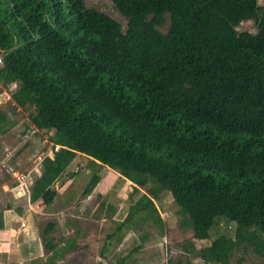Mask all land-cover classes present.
Returning <instances> with one entry per match:
<instances>
[{"label":"trees","instance_id":"16d2710c","mask_svg":"<svg viewBox=\"0 0 264 264\" xmlns=\"http://www.w3.org/2000/svg\"><path fill=\"white\" fill-rule=\"evenodd\" d=\"M109 1L125 31L83 0H0V84L16 85L14 106L33 108L31 124L60 146L42 160L29 203L51 205L80 154L145 189L127 222H159L153 201L165 191L194 240H209L218 217L233 223L234 238L199 251L202 264H230L240 237L264 249V7ZM249 21L256 33L236 30ZM52 228L40 235L47 252L56 249Z\"/></svg>","mask_w":264,"mask_h":264},{"label":"rangeland","instance_id":"374dc122","mask_svg":"<svg viewBox=\"0 0 264 264\" xmlns=\"http://www.w3.org/2000/svg\"><path fill=\"white\" fill-rule=\"evenodd\" d=\"M83 1L88 8L110 16L125 31L127 21L111 1ZM257 3L264 7V0ZM167 27L168 22L158 30L166 33ZM236 30L256 33L251 21L241 23ZM15 89V84L6 88L0 84V94L5 91L11 96ZM5 97L0 96V112L8 118L5 123L0 122V220L4 226L0 234V264H42L51 254L56 256L55 264H117L122 260L124 264H174L178 260L202 264L198 257L202 248L219 236L235 237V225L218 217L209 231V240H194L171 195L165 191L159 192L153 201L159 222L141 214L127 222L130 207L146 194L145 189L135 191L118 173L93 164L83 155H78L66 170L63 184L55 185L58 195L51 205L29 203V180L22 188L24 195L16 198L13 174H30L34 181L40 174V160L48 154L49 145L44 147L41 141L48 138L51 142L53 132L43 130L23 142L21 137L32 125L29 115L34 110L17 111L12 101H4ZM94 178L98 182L89 195H84ZM49 225L53 228L48 236L56 243L52 252L43 248L40 239ZM236 240L238 249L230 264H264L263 248L247 238Z\"/></svg>","mask_w":264,"mask_h":264},{"label":"built area","instance_id":"2783aa9c","mask_svg":"<svg viewBox=\"0 0 264 264\" xmlns=\"http://www.w3.org/2000/svg\"><path fill=\"white\" fill-rule=\"evenodd\" d=\"M1 66H2V56L0 55V67H1ZM42 131H43V130H39V129L36 128L35 126L31 125V127L23 133L21 139H23V142L26 143L28 140L32 139L35 135H37V134H38V135H39V134H42ZM41 144H42L44 147H46V145H49V147H48V154H47L46 156H43L42 160H43L44 158H46V157H52V155L60 149V146L55 145V144H53L52 142H49V141H48V138H44V139L41 141ZM39 159H40V158H39ZM42 160H40V163H41ZM13 176H14V179L16 180V182H17V185H16V187L13 189V191H15V195H18L17 197L20 198L22 195H24V194H22V193H23V192H22V188H23V186H24L26 183L28 184L27 180H29V187L32 185L33 180L31 179L30 174L14 173ZM30 179H31V180H30ZM27 184H26V185H27ZM28 191H29V189H28ZM28 196H29V195H28Z\"/></svg>","mask_w":264,"mask_h":264},{"label":"crops","instance_id":"0c3cea01","mask_svg":"<svg viewBox=\"0 0 264 264\" xmlns=\"http://www.w3.org/2000/svg\"><path fill=\"white\" fill-rule=\"evenodd\" d=\"M4 95L6 96V97L4 98V101H6V102L11 101L10 96H9L5 91H3L2 94H0V96H2V97H4ZM17 109H18L17 111L22 110V109H20V108H17ZM22 111H23V110H22ZM11 120L13 121V118H11ZM22 143H23V142H22ZM78 155H80V154H77L76 157H77ZM81 156H82V155H81ZM76 157H75V158H76ZM74 162H75V159L70 163V165L67 167L66 170H68V169L71 167V165L74 164ZM128 182H129V181H128ZM7 191H8V190H7ZM10 193H13V192H10ZM16 198H18V197H16ZM3 232H4L3 230H0V234L3 233Z\"/></svg>","mask_w":264,"mask_h":264}]
</instances>
